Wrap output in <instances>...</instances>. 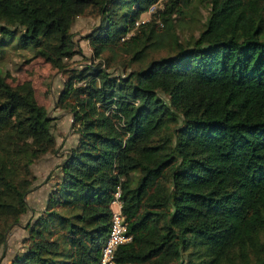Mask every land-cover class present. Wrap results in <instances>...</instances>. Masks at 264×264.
<instances>
[{
	"label": "trees",
	"instance_id": "trees-1",
	"mask_svg": "<svg viewBox=\"0 0 264 264\" xmlns=\"http://www.w3.org/2000/svg\"><path fill=\"white\" fill-rule=\"evenodd\" d=\"M157 1L0 0V32L66 75L55 106L75 136L31 209L57 139L32 84L0 74V261L31 211L9 264H96L119 187L117 264H264V0H162L136 26Z\"/></svg>",
	"mask_w": 264,
	"mask_h": 264
},
{
	"label": "rangeland",
	"instance_id": "rangeland-1",
	"mask_svg": "<svg viewBox=\"0 0 264 264\" xmlns=\"http://www.w3.org/2000/svg\"><path fill=\"white\" fill-rule=\"evenodd\" d=\"M146 18H149L146 13L140 17V19ZM97 23L98 18L91 15L76 18L71 30L81 54L68 61L72 67H81L89 63L91 50L84 37ZM0 74L5 75L7 81L12 85L30 82L34 88L37 102L47 109L52 118L53 133L57 139V152L43 156L32 166L36 175L35 188L27 199L31 209H40L53 182L48 178L54 174L62 155L74 144L75 139L71 133V114L57 109L55 106V97L60 91L66 75L53 68L40 56H36L33 46L20 45L19 32L13 35L0 32ZM30 218L31 211H28L20 219L19 224L12 228L7 237L0 264H9L13 254L20 250L22 238L26 235L24 228Z\"/></svg>",
	"mask_w": 264,
	"mask_h": 264
},
{
	"label": "built area",
	"instance_id": "built-area-1",
	"mask_svg": "<svg viewBox=\"0 0 264 264\" xmlns=\"http://www.w3.org/2000/svg\"><path fill=\"white\" fill-rule=\"evenodd\" d=\"M163 8L164 3L162 0L152 4L147 12H145L146 15H149V18L138 19L135 22V25L137 26L148 21L151 17L150 15L158 11V9L162 10ZM132 33L133 32H131V34ZM120 195L121 190L119 187H117L114 198L111 202L112 216L110 230L102 247L100 258L96 264H117L115 260V252L117 247L132 241V235L128 233L126 218L122 212V202Z\"/></svg>",
	"mask_w": 264,
	"mask_h": 264
},
{
	"label": "crops",
	"instance_id": "crops-1",
	"mask_svg": "<svg viewBox=\"0 0 264 264\" xmlns=\"http://www.w3.org/2000/svg\"><path fill=\"white\" fill-rule=\"evenodd\" d=\"M48 183V182H47ZM44 201H45V198H44ZM44 201H42V203H44Z\"/></svg>",
	"mask_w": 264,
	"mask_h": 264
}]
</instances>
